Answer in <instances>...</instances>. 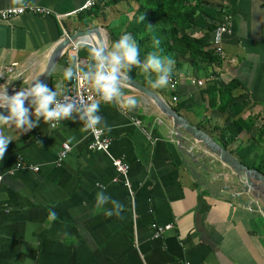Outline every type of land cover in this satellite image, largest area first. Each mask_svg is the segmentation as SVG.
I'll return each instance as SVG.
<instances>
[{"label":"crops","instance_id":"0c3cea01","mask_svg":"<svg viewBox=\"0 0 264 264\" xmlns=\"http://www.w3.org/2000/svg\"><path fill=\"white\" fill-rule=\"evenodd\" d=\"M86 1L0 0V11L35 6L52 13L24 14L0 22L2 89L7 87L13 95L43 79L53 51L60 49L46 83L54 89L60 85L64 94L70 81L64 70L72 64L71 52L87 41L72 44L70 37L96 29L89 40L110 48L129 33L128 25L140 9L136 2L122 0L88 17V10L80 12ZM107 1L98 0L92 10L101 9ZM203 7L221 15L219 20L206 17L209 25H217L226 16L231 22L217 64L200 62L194 68L189 60L171 54L174 91L169 84L153 89L140 66L136 74L147 85L137 82L172 108L180 106L179 115L219 145L222 137H229L227 127L242 122L247 131L227 150L240 161L242 150L245 163L251 165L264 153V0H204ZM88 47L79 50L82 68L90 62ZM13 64L8 73L6 68ZM192 81L204 85L198 87ZM212 82L219 89L236 84L230 92L233 109L227 106L218 111L219 97L215 108H207L202 93ZM123 91L137 99L135 108H122L114 101L100 105V114L110 128L103 132L111 140L110 155L129 165V188L105 153L88 150L91 130L78 114L54 129L40 118L36 128L21 135L15 126L0 125L13 139L0 160V264H264V215L222 191L229 183L223 168L218 161L212 164L211 157L203 158L199 147L190 142L197 163L185 158L171 123L148 99L125 87ZM240 105L244 106L239 112ZM63 145H68L69 152L60 158ZM102 188L124 204L120 216L109 217L104 208L95 206V193ZM50 208L58 213L55 222L47 219ZM30 222L36 226L31 235L26 227ZM165 225L173 228L155 237V228Z\"/></svg>","mask_w":264,"mask_h":264},{"label":"clouds","instance_id":"9594fccd","mask_svg":"<svg viewBox=\"0 0 264 264\" xmlns=\"http://www.w3.org/2000/svg\"><path fill=\"white\" fill-rule=\"evenodd\" d=\"M154 43L159 46V39L154 38ZM81 47H88L86 40H82L71 52L72 64L64 70V76L68 80L78 77L93 84L106 102L115 100L122 108H135L137 99L133 96L126 97L123 91L129 82V73L133 66L141 67L153 89L165 88L170 82L175 61L156 52L148 53L142 60L138 42L131 33L121 35L110 48L106 43L88 47L90 62L87 68H82L78 60ZM20 75L17 73L16 78L19 79ZM60 88L61 86L57 85L54 89L42 79H37L28 87L20 88L13 95L8 94L7 87L3 88L0 90V109H6L7 114L0 112V125L15 126L21 135L36 128L40 118L44 121H55L52 127H56L57 123L72 118L74 113H79V119L85 122L87 129L95 133L110 130L104 116L100 114L99 103L78 106L77 102L67 95H63L61 99ZM69 140H75V137H70ZM11 141L12 137L0 128V160L3 159ZM2 179L3 177H0V180ZM109 204L111 207L105 208ZM95 206L104 208L109 217L120 216L124 210V204L103 188L95 193ZM47 219L50 222L57 221L58 213L54 208L49 209ZM26 227L29 235L36 230V226L31 222Z\"/></svg>","mask_w":264,"mask_h":264},{"label":"trees","instance_id":"16d2710c","mask_svg":"<svg viewBox=\"0 0 264 264\" xmlns=\"http://www.w3.org/2000/svg\"><path fill=\"white\" fill-rule=\"evenodd\" d=\"M122 0H108L100 8L95 7L88 10V17L98 16L101 10L108 6L115 5ZM140 5V9L136 12L134 19L129 23L127 32L131 33L138 42L141 59H145L150 52H160L169 58V55L176 54L180 58L190 61L192 67H198L200 62L210 66H215L218 62V55L211 47L212 33L216 27L215 24L209 25L205 18L219 20L221 15L204 6V0H130ZM144 19H141V18ZM215 26V27H214ZM202 32L200 38L192 36V32ZM154 38L159 39L160 44L156 46ZM138 66H133L129 77L132 80L141 81L137 76ZM214 77L215 75L212 74ZM70 83V81H68ZM67 84L69 85V83ZM143 84L147 85L145 82ZM236 84L227 85L225 88L219 89L212 82L203 91L206 96L207 108L216 107V101L219 97V110L223 112L228 106L230 109L233 104V98L230 96L232 88ZM244 105L238 107L239 112ZM173 110L179 113L180 106H173ZM242 122H232L226 129L229 137L225 140L223 137L220 145L227 149L231 142L240 135L245 128ZM264 125L261 133L263 134ZM223 136V135H222ZM242 150L239 152L242 164L250 169H254L264 175V153L257 156L256 162L249 165L245 163V158L241 156Z\"/></svg>","mask_w":264,"mask_h":264},{"label":"water","instance_id":"95a60500","mask_svg":"<svg viewBox=\"0 0 264 264\" xmlns=\"http://www.w3.org/2000/svg\"><path fill=\"white\" fill-rule=\"evenodd\" d=\"M93 31H96V29L79 32L75 37H70L68 41L74 44L81 39H87V43L91 46L97 45L90 41L88 37L90 33H94ZM59 55L60 49L53 51L50 64L42 79L44 82H46L54 62L60 57ZM125 88L136 91L148 99L163 117L171 123L175 139L177 140L178 150L185 158L193 163H197L196 156L193 154L194 148L191 144L199 147L202 151L200 155L203 158L211 157L212 164L214 161H218L223 168L229 183L227 182L223 186L222 191L224 193L230 192L231 199L239 205L252 211H260L264 215L263 174L242 164L240 160L216 143L206 132L192 125L185 117L174 111L151 88L132 79H129ZM0 90H2L1 87ZM8 94L11 95L9 92ZM0 112L7 114L6 109H0Z\"/></svg>","mask_w":264,"mask_h":264},{"label":"built area","instance_id":"2783aa9c","mask_svg":"<svg viewBox=\"0 0 264 264\" xmlns=\"http://www.w3.org/2000/svg\"><path fill=\"white\" fill-rule=\"evenodd\" d=\"M98 0H87L82 8L81 11H87L90 10L92 7L96 5ZM24 14H32V15H40V16H50L52 13L51 11L35 7V6H25V7H17V8H10L0 11V22L2 21H8L14 17L21 16ZM56 17L59 19L60 16ZM231 33V22L230 18L228 16L223 17V19L216 25L214 31H213V37H212V44L215 47L216 54H220V45L222 42V38L226 34ZM16 65L13 64L10 67L6 68V71L8 73H11L13 71V68ZM193 84H195L198 87H202L204 84L202 81H192ZM169 89L171 91L175 90V82L173 79H170L169 82ZM63 95H67L68 97L72 98L74 101L77 102L79 105H89L91 103H99L100 105L108 104L111 102H114L115 100L111 102H106L103 100L100 93H98L94 87L93 84L82 81L78 77H74L72 80H70V84L67 88V91L61 95V99L63 98ZM172 101L176 102L177 98L176 96H172ZM78 114L79 113H74ZM51 128H56L59 123L56 124V127H52L53 123H56L55 121H48ZM92 134V141L88 144L87 148L91 151H98L105 153L108 158L110 159L113 168L115 169L117 175L121 178L122 184L129 188V182L127 179V175L129 172V165L125 163L122 159L113 158L110 155V145L111 140L103 133H95L91 130ZM69 152L68 145H63L62 152L60 154V158H64L65 155ZM37 168H34L33 171H37ZM114 182H120L118 179H114ZM172 225H165V226H158L155 228V237H161L163 234H165L167 231H170L172 229Z\"/></svg>","mask_w":264,"mask_h":264}]
</instances>
